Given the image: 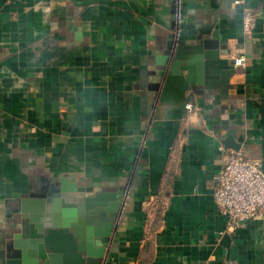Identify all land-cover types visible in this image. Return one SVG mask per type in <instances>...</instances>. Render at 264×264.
<instances>
[{"label": "crops", "instance_id": "0c3cea01", "mask_svg": "<svg viewBox=\"0 0 264 264\" xmlns=\"http://www.w3.org/2000/svg\"><path fill=\"white\" fill-rule=\"evenodd\" d=\"M169 39L215 42L224 92L160 105ZM227 137L264 171V0H0V247L16 200L78 174L122 202L106 264H264V217L221 244L210 183Z\"/></svg>", "mask_w": 264, "mask_h": 264}, {"label": "water", "instance_id": "95a60500", "mask_svg": "<svg viewBox=\"0 0 264 264\" xmlns=\"http://www.w3.org/2000/svg\"><path fill=\"white\" fill-rule=\"evenodd\" d=\"M204 47L207 51L201 52L199 46L185 49L182 42H166L157 61L163 69L153 72L149 86L150 91L159 93L160 105L179 106L187 92L201 94V85L207 91L216 88L224 92L231 71L221 69L215 42ZM223 144L234 152L241 148L231 137ZM62 177L60 184L44 181L42 187L10 207L20 220L12 219L10 228L15 232L0 247V264H106L121 200L117 193L78 188V174ZM18 224L22 232L16 230ZM230 241L224 235L221 244L229 247Z\"/></svg>", "mask_w": 264, "mask_h": 264}, {"label": "built area", "instance_id": "2783aa9c", "mask_svg": "<svg viewBox=\"0 0 264 264\" xmlns=\"http://www.w3.org/2000/svg\"><path fill=\"white\" fill-rule=\"evenodd\" d=\"M253 22L254 13L246 10L243 19L245 34H251ZM243 61L239 57L234 64L241 66ZM185 108L192 111L193 106L188 103ZM210 190L217 209L227 217L221 235L233 236L249 221L264 217V171L258 159L248 157L242 151H230L223 167L212 177Z\"/></svg>", "mask_w": 264, "mask_h": 264}]
</instances>
